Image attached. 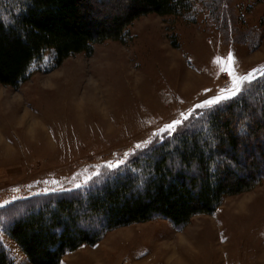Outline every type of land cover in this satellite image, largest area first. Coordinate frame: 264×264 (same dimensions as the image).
<instances>
[{
  "label": "rangeland",
  "instance_id": "1",
  "mask_svg": "<svg viewBox=\"0 0 264 264\" xmlns=\"http://www.w3.org/2000/svg\"><path fill=\"white\" fill-rule=\"evenodd\" d=\"M192 1L189 14L143 16L125 42L51 72L48 51L27 82L0 84V243L13 264H30L6 233L26 209L93 190L216 107L197 104L264 77V0ZM112 6L95 1L92 17L112 23ZM62 264H264V179L184 228L162 218L118 228Z\"/></svg>",
  "mask_w": 264,
  "mask_h": 264
},
{
  "label": "trees",
  "instance_id": "2",
  "mask_svg": "<svg viewBox=\"0 0 264 264\" xmlns=\"http://www.w3.org/2000/svg\"><path fill=\"white\" fill-rule=\"evenodd\" d=\"M95 1L114 4L112 23L92 17ZM192 9V0H0V84L27 82L48 51L54 53L51 72L73 55H92L97 44L125 42L143 16H183ZM195 122L93 190L26 209L6 233L30 264H62L110 231L156 218L184 228L261 184L264 77ZM243 151L258 157L247 160ZM0 264H13L1 243Z\"/></svg>",
  "mask_w": 264,
  "mask_h": 264
},
{
  "label": "snow or ice",
  "instance_id": "3",
  "mask_svg": "<svg viewBox=\"0 0 264 264\" xmlns=\"http://www.w3.org/2000/svg\"><path fill=\"white\" fill-rule=\"evenodd\" d=\"M228 59L232 60L231 54H229ZM253 78L254 77H253L252 73H249L247 76L240 77L239 80L234 81L233 88L227 90L226 94L216 95L214 99H206L203 103L197 104L195 107L197 109H199V108L205 107V105H207V106H219L222 102H228V101L232 100L233 98H236L238 96V94L241 93V91H242L241 82L242 81L251 82V80ZM183 119L187 120L188 117L185 116V117H183ZM181 123H182V121L180 119L174 120L172 123L167 125V128L174 130L176 128V126L180 125ZM137 147L139 148V145H137ZM122 162L123 161H121V163ZM115 166L116 165H113V164L108 165L109 168H113ZM77 187H80V185H77Z\"/></svg>",
  "mask_w": 264,
  "mask_h": 264
}]
</instances>
